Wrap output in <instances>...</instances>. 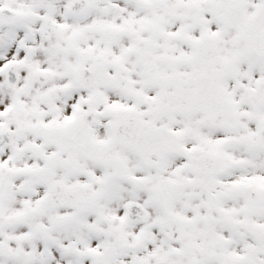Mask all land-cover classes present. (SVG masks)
Listing matches in <instances>:
<instances>
[{
  "label": "snow or ice",
  "instance_id": "snow-or-ice-1",
  "mask_svg": "<svg viewBox=\"0 0 264 264\" xmlns=\"http://www.w3.org/2000/svg\"><path fill=\"white\" fill-rule=\"evenodd\" d=\"M0 264H264V0H0Z\"/></svg>",
  "mask_w": 264,
  "mask_h": 264
}]
</instances>
